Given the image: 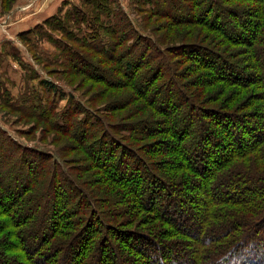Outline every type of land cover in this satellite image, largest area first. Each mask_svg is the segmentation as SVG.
Segmentation results:
<instances>
[{
    "label": "trees",
    "instance_id": "1",
    "mask_svg": "<svg viewBox=\"0 0 264 264\" xmlns=\"http://www.w3.org/2000/svg\"><path fill=\"white\" fill-rule=\"evenodd\" d=\"M16 1L1 0L2 10ZM148 1L150 15L198 22L221 39L170 51L136 31L128 50L101 45L102 62L136 81V97L147 103L117 123L108 105L86 119L77 103L63 114V133L97 169L89 185L63 152L55 159L0 134V148L13 151L0 159V264H264V0ZM162 3L170 8L157 13ZM221 16L230 25L222 27ZM116 21L112 39L134 31L124 14ZM225 44L244 47L245 56L227 55ZM189 62L204 74L182 86L198 70L180 71ZM212 83L254 86L258 106L201 108ZM171 101L172 109L165 105ZM149 106L161 118L137 122ZM159 137L168 138L147 142ZM197 205L199 219L191 220Z\"/></svg>",
    "mask_w": 264,
    "mask_h": 264
},
{
    "label": "rangeland",
    "instance_id": "2",
    "mask_svg": "<svg viewBox=\"0 0 264 264\" xmlns=\"http://www.w3.org/2000/svg\"><path fill=\"white\" fill-rule=\"evenodd\" d=\"M95 1L102 3L100 8H94L93 0H17L12 10L5 12L1 8L0 0V25L13 22L21 15L25 17L36 8L46 10L50 5L48 12L42 13L43 19L39 23L29 24L28 21L27 25L21 26L24 29L16 42L8 44L6 40H1V43L8 45L0 50V134L4 140H11L16 146L43 152L55 159L57 152H63L69 165L73 166L81 182L86 185H89L87 178L95 175L97 169L92 163L91 166L88 164L91 161L77 146V142L63 133L66 128L63 114L77 103L81 107L80 110L86 111L80 118L86 119L91 113L103 110L108 105L115 110L111 120L117 123L135 111L141 103H147L136 97L139 94L134 88L136 81L131 84L127 76L116 75L112 70L116 64L102 62L105 61L102 50H108L105 43L112 44L114 41L116 53L122 48L128 50L135 40L136 31L161 41L162 48L170 51L194 44L197 47H208L213 39H221L198 22H174L167 19V16L164 18L165 16L150 15L152 4H149L148 0ZM168 8L170 7L167 3H162L157 13ZM118 14L125 15L134 31L128 28L112 39L108 31L117 25ZM53 16V22L46 23V20ZM143 18L146 19L144 22ZM212 18L213 14L206 18L207 22ZM217 19L224 28L230 25L226 16ZM122 36L126 39L120 40ZM119 42L123 43V47ZM101 45L104 47L102 50ZM224 47L228 48L227 55L240 59L245 56L244 47ZM138 52L134 51L129 59H133V55ZM194 56L191 55L192 59L199 60L200 57ZM193 64L181 63L180 71L188 67L193 70L202 68ZM245 70L252 72L248 66ZM202 72V69L195 70L189 79L179 82L182 86L194 82L204 74ZM140 83L141 81L137 82V85L141 86ZM260 92L261 90L254 86L242 89L212 83L205 93V101L202 99L200 104L204 109H218L231 103L232 110L243 105L247 110L252 108L253 111L258 106L254 102L255 96ZM173 101L165 105L172 109ZM158 112L149 106L142 114H136V121L146 119L155 124L161 118ZM54 124H57V127H54ZM166 138L168 137L152 138L147 142L155 143ZM144 144L147 143L141 142L138 147ZM7 148L8 145L0 148V159L13 152H7ZM61 163L58 160L57 164ZM84 170L89 171L86 173ZM136 185L139 190L145 188L144 182ZM194 207L191 210V220L193 216L199 219L197 213L203 205ZM161 208L159 205L154 210L159 211Z\"/></svg>",
    "mask_w": 264,
    "mask_h": 264
},
{
    "label": "crops",
    "instance_id": "3",
    "mask_svg": "<svg viewBox=\"0 0 264 264\" xmlns=\"http://www.w3.org/2000/svg\"><path fill=\"white\" fill-rule=\"evenodd\" d=\"M51 2H52V0H51ZM48 7H47V9H48ZM47 9L46 10H38V8H36V10L31 13L32 15L30 13H27L25 15V17H23L21 15L19 18H17L13 22L9 21V23H7V24L2 23V25H0V50H2L3 47L8 45L9 43H11V42H13L19 38V34L24 29V28H21V26L27 25L28 21H29V24L36 23V22L39 23L43 19L42 13L48 12ZM6 28H8V30H6ZM7 37L11 40L7 39ZM1 40H3V41L6 40V43H8V44L4 45L3 43H1Z\"/></svg>",
    "mask_w": 264,
    "mask_h": 264
}]
</instances>
